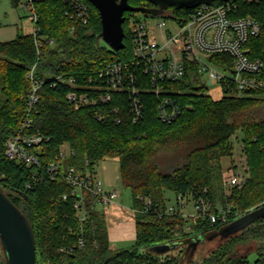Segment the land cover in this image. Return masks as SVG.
Instances as JSON below:
<instances>
[{
  "label": "trees",
  "instance_id": "trees-1",
  "mask_svg": "<svg viewBox=\"0 0 264 264\" xmlns=\"http://www.w3.org/2000/svg\"><path fill=\"white\" fill-rule=\"evenodd\" d=\"M25 1L11 0L13 6ZM85 1L91 8L86 24L72 16L66 0L33 3L43 40L40 53L32 32L0 41V187L29 220L36 264H264V211L225 231L238 217L264 209V88L251 95L215 99L206 92L205 84L193 83L189 74L166 81V88L182 91L176 97L182 112L171 122L158 117V96L147 90H142L144 117L137 122L133 121L126 91L113 92L110 100L75 108L67 99L75 88L69 79L74 77L76 86H84L107 64L129 60L132 39L126 26L130 18H138L136 11H125V47L116 51L100 43L99 10L90 0ZM129 2L148 9L157 6L149 0ZM246 6L245 13L254 8ZM167 7L177 14L190 8ZM257 16L263 30L250 44L253 55L264 59V13ZM34 65L35 77L43 83L31 113L30 131L50 137L41 144V162L52 160L64 144L75 150L68 162L81 170L94 169L100 160L117 157L120 183L130 190L134 209L136 238L131 246L112 245L107 213L91 195L85 198L88 218L81 221L80 210L75 208L77 195L63 176L46 177L29 188L34 168L4 155L5 141L26 118L32 85L28 73ZM56 76L64 80L51 85ZM237 156L245 159L241 166L245 177L227 192L222 160L230 157L235 164ZM202 193L210 197L211 211L222 207L226 220L211 223L207 217L185 214L177 196L193 203ZM140 196L163 207L174 204L175 212L162 216L143 212ZM79 237L84 238V246L78 245ZM197 237L200 240L193 249ZM217 237L216 245L198 251ZM174 242L178 245L168 251L154 249Z\"/></svg>",
  "mask_w": 264,
  "mask_h": 264
},
{
  "label": "built area",
  "instance_id": "built-area-1",
  "mask_svg": "<svg viewBox=\"0 0 264 264\" xmlns=\"http://www.w3.org/2000/svg\"><path fill=\"white\" fill-rule=\"evenodd\" d=\"M35 1L37 0H26L23 6L32 11V33L40 53L43 40L39 38L38 14L33 6ZM66 1L70 3L72 16L84 24L89 23L91 8L85 0ZM247 4L254 8L245 13L249 9ZM252 11L257 15L264 13V0L201 2L183 9L180 14L166 8L159 13L160 18L151 27L146 20L134 17L129 26L132 57L107 64L90 77L84 86H76L74 77H71L69 82L75 88L67 94V99L75 108H79L96 104L98 100H110L113 92L126 91L133 121L137 122L144 117L142 90H147L158 96V117L164 122H171L182 112L183 106L176 99L182 91L166 88V81L181 80L189 74L193 83L205 84L207 90L214 82L218 83L222 93L220 98L224 95L254 94L264 88V59L253 55L254 47L250 44L251 38L258 36L263 30L262 21ZM214 56L217 58L214 59ZM35 71L34 65L28 73L32 85L27 98L26 118L20 128L5 141L4 155L10 160H18L34 168L32 180L27 184L29 188L46 177L55 179L63 176L71 185L72 192L77 195L75 208L80 210V220L84 221L88 218L85 208L87 194L96 200L97 205L109 206L116 202L120 192L108 189L95 169L81 170L70 164L68 161L75 150L67 144L61 147L52 160L41 162V144L50 137L30 131L31 113L39 100L38 90L43 83V80L35 77ZM60 80H64V77L56 76L51 85H57ZM120 121L117 119L118 123ZM239 157L237 156L235 164L231 163L226 169L229 174L225 178L227 192L230 187L240 185L245 177L240 163L242 159ZM140 198L143 212L152 211L159 216L175 212L174 204L163 207L150 197ZM177 200L183 208L189 203L182 195H178ZM193 205L194 214L207 217L211 223L219 218H227L220 206L216 212L211 211V200L205 193L197 194ZM84 243V238L79 237L78 245L84 246Z\"/></svg>",
  "mask_w": 264,
  "mask_h": 264
},
{
  "label": "water",
  "instance_id": "water-1",
  "mask_svg": "<svg viewBox=\"0 0 264 264\" xmlns=\"http://www.w3.org/2000/svg\"><path fill=\"white\" fill-rule=\"evenodd\" d=\"M99 10L102 31L98 36L113 50L125 47V11H142L155 14L162 12L167 6L194 7L201 2L213 0H149L157 3L159 8H145L132 5L130 0H90ZM210 83V82H209ZM200 237L193 240V249L197 246ZM0 243L6 264H36V246L33 231L29 220L24 213L11 201L0 187ZM174 243L158 244L154 247L158 252H165L175 248Z\"/></svg>",
  "mask_w": 264,
  "mask_h": 264
},
{
  "label": "rangeland",
  "instance_id": "rangeland-1",
  "mask_svg": "<svg viewBox=\"0 0 264 264\" xmlns=\"http://www.w3.org/2000/svg\"><path fill=\"white\" fill-rule=\"evenodd\" d=\"M168 8V7H167ZM32 11L28 7H24L23 5L13 6L11 0H0V41L11 40L17 36L18 33H29L33 31V22L31 20ZM136 15L138 18L142 20H146L147 24L151 27L155 21H157L160 16L159 14H155L152 10L149 12V15H146L145 12L136 11ZM134 17L130 18L127 22V31L129 32V26L132 24ZM131 39V38H130ZM100 43L105 44V42L101 39ZM207 93L210 94L213 98H218L221 96V89L218 83L214 82L211 86L208 87ZM240 158V157H239ZM242 161H240L241 166L245 164L244 157H241ZM21 163L20 161H16ZM95 171L99 174L100 177H103L108 183V185L112 189L119 190L121 197L118 198L120 205L111 207L109 206H100L107 213V220L110 226L115 224H120L121 221H124L131 214V193L127 188H123L120 183L119 178V163L117 157H107L103 160H100L95 164ZM245 169V166H244ZM228 177L229 174L225 172V178ZM225 181V180H224ZM192 205V204H190ZM112 211L113 209V212ZM194 210V205H193ZM264 211V209H258L250 214L240 216L235 219L225 231H230L235 229L237 226H240L246 223L254 214ZM218 238L211 239L210 241L202 244L198 251L204 250V247L214 246L216 245ZM132 241L115 243L113 242V246L115 248L119 247H129L133 244ZM202 250V251H203ZM198 252V253H199ZM250 259L253 261L255 259V255H252ZM0 264L5 263L4 253L0 243Z\"/></svg>",
  "mask_w": 264,
  "mask_h": 264
},
{
  "label": "crops",
  "instance_id": "crops-1",
  "mask_svg": "<svg viewBox=\"0 0 264 264\" xmlns=\"http://www.w3.org/2000/svg\"><path fill=\"white\" fill-rule=\"evenodd\" d=\"M220 98V97H218ZM232 163V160L230 157H224L222 160V164L224 169H227ZM99 175V174H98ZM105 183V186L108 189H112L108 183H106L105 179L103 177H101ZM121 197V195L119 196V198ZM121 202H119V200H116V202L110 204L111 207L120 205ZM192 204V205H190ZM185 214H194V210H193V203L189 202L184 208H183ZM111 211V209H110ZM130 215L127 219H125L124 221H121L120 224H115L113 226H110L107 220V225H108V234H109V239L113 245V242H117V243H122V242H128V241H135L136 238V223L133 219V209L132 207L130 208ZM113 212V209L112 211ZM134 243V242H133ZM118 248V247H117ZM119 248H124V247H119Z\"/></svg>",
  "mask_w": 264,
  "mask_h": 264
},
{
  "label": "flooded vegetation",
  "instance_id": "flooded-vegetation-1",
  "mask_svg": "<svg viewBox=\"0 0 264 264\" xmlns=\"http://www.w3.org/2000/svg\"><path fill=\"white\" fill-rule=\"evenodd\" d=\"M132 5L137 6V4H132ZM155 8H159V6L157 5ZM166 8H167V7H166ZM166 8H163L162 12L165 11Z\"/></svg>",
  "mask_w": 264,
  "mask_h": 264
}]
</instances>
